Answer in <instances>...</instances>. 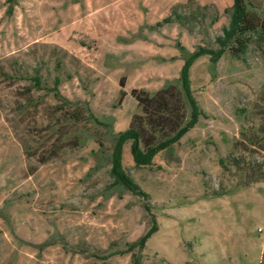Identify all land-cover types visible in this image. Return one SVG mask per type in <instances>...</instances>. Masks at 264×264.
<instances>
[{
    "label": "rangeland",
    "instance_id": "374dc122",
    "mask_svg": "<svg viewBox=\"0 0 264 264\" xmlns=\"http://www.w3.org/2000/svg\"><path fill=\"white\" fill-rule=\"evenodd\" d=\"M247 1L264 24V0ZM16 2L8 16L0 0V264H260L264 29L242 55L195 60L201 116L150 166L124 145L140 197L111 178L113 138L134 126L157 142L189 120L180 49L217 50L233 0ZM163 88L170 121L131 95Z\"/></svg>",
    "mask_w": 264,
    "mask_h": 264
},
{
    "label": "trees",
    "instance_id": "16d2710c",
    "mask_svg": "<svg viewBox=\"0 0 264 264\" xmlns=\"http://www.w3.org/2000/svg\"><path fill=\"white\" fill-rule=\"evenodd\" d=\"M8 7L6 14L11 16L16 6V0H7ZM230 21L228 27L223 29V35L216 39L219 48L217 50H208L202 47H199L192 53H187L185 49L181 48L180 50L184 54L183 66L180 70L178 86L182 96L185 98L187 105L189 106V120L179 126V124H173L175 127L171 130V134H167L163 138L158 139L157 142H154L152 138L155 136H150L149 140H145L143 137L144 130L139 127H130L125 131L117 133L113 138V147L111 154V169L110 175L114 181V184L124 187L132 195L145 197V194L140 190V188L131 180V178L125 173L122 168V149L124 145L130 142V154L132 156L133 162L136 167H146L152 164L153 158L161 151L169 149L174 143H176L182 135L193 128L198 118L201 116V111L198 107L196 100L192 95L190 88V79L189 71L192 64L196 59L204 55L210 56V61L216 63L222 53L226 49H231L234 51L235 55L239 56L245 53L247 45L249 43L250 36L258 33L259 30L264 29V24L257 26L254 22L253 15L249 9V4L247 0H233V5L230 8ZM180 19L173 10L171 15L164 18L161 22L156 23L153 26H147L149 30L155 31L157 28L169 24L172 20ZM35 85L39 87L40 78H34ZM59 80H54V86L52 91L54 96L61 98L59 92L57 91V85ZM123 92L121 91V96ZM132 97L136 100L138 106L145 107L150 105L154 107L157 112L156 119L168 120V106L166 104L167 88H163L157 91L154 95L150 96L147 92L141 90H132ZM64 103H67V100L63 99ZM135 117L134 119H136ZM173 127V126H172ZM156 231V226H152L147 233L142 236L135 244L131 245V248L138 247L139 250H142L145 246L146 241L149 237ZM133 257V264H139V259L135 255ZM260 264H264V248L262 253V258Z\"/></svg>",
    "mask_w": 264,
    "mask_h": 264
}]
</instances>
